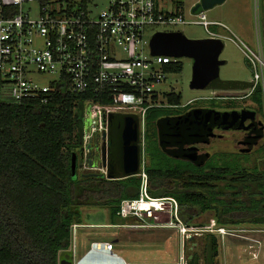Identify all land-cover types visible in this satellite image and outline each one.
<instances>
[{"label": "built area", "instance_id": "2783aa9c", "mask_svg": "<svg viewBox=\"0 0 264 264\" xmlns=\"http://www.w3.org/2000/svg\"><path fill=\"white\" fill-rule=\"evenodd\" d=\"M162 0H107L100 8L95 0H0V105L20 104L40 99L52 100L66 90L85 101L83 140L79 152H101L107 140L109 112L135 113L140 120V144L147 134L146 114L152 108L177 107L170 104L161 85L168 79L177 57L153 54L151 41L162 26L201 24L213 37L206 12L189 20L180 7L169 9ZM233 40L244 52L252 70V85L242 95L217 96L218 99H244L261 85L264 90V56L257 34L258 52ZM45 78L40 82L38 78ZM247 91V92H245ZM192 100L188 102L190 104ZM187 104V105H188ZM133 109L126 110L123 109ZM90 109V111H89ZM84 152H87L84 155ZM142 157L141 187L137 198L123 199L116 211L117 226L131 229H172L179 236L178 255L172 264H189L196 236L214 234L220 245L227 237L248 241L251 259L258 261L263 241L247 228L218 224L216 218L204 228L189 226L181 216L179 201L173 196L154 197L148 191V175ZM89 171L106 167L86 166ZM168 215V221L163 216ZM79 224H73L75 230ZM255 233L263 229L252 230ZM252 232V233H254ZM112 251L113 244L105 243ZM247 244V245H248ZM126 264V263H125Z\"/></svg>", "mask_w": 264, "mask_h": 264}, {"label": "trees", "instance_id": "16d2710c", "mask_svg": "<svg viewBox=\"0 0 264 264\" xmlns=\"http://www.w3.org/2000/svg\"><path fill=\"white\" fill-rule=\"evenodd\" d=\"M171 69L182 72L183 64L176 62ZM258 91L259 86L253 97L260 102ZM87 98L63 90L48 103L35 99L0 105V264H60L72 259V226L81 224L74 207L108 206L112 219L118 220L121 201L139 196L141 178L136 175L113 180L77 172L73 178L72 154H81ZM181 98L173 92L167 95L174 105ZM160 109L146 114L149 193L175 197L188 225L213 210L220 225L264 226V170L250 173L224 159L220 164L217 153L199 164L161 152L153 141L156 123L170 115L158 116ZM203 239V257L194 248L189 264H199L201 258L205 264H218L219 238L205 234Z\"/></svg>", "mask_w": 264, "mask_h": 264}, {"label": "rangeland", "instance_id": "374dc122", "mask_svg": "<svg viewBox=\"0 0 264 264\" xmlns=\"http://www.w3.org/2000/svg\"><path fill=\"white\" fill-rule=\"evenodd\" d=\"M170 3L169 9L175 7L182 8L184 15L189 20L198 19L191 15L192 7L199 0H162ZM100 8L106 6L107 0H95ZM207 20L210 22H220L222 26L211 25L210 31H218L228 37H233L238 43L247 44L252 50L258 52L257 34L261 37L263 56H264V0H226L223 4L205 10ZM225 27H224V26ZM227 27V28H226ZM156 30L164 33L180 32L190 40H207L210 37L209 32L201 24H181L177 26H162ZM223 49L219 56L222 61L220 65V78L222 80H242L251 82L253 79V70L244 54V52L231 39H222ZM178 61L183 64V71L172 73L168 79L161 85L165 91H173L181 94L182 98L177 107L161 108L158 116H176L182 114L192 107H209L214 109H223L228 106L235 108L248 107L257 111L258 116L264 123V90L262 83L259 86L260 102L254 100V94L244 99H218L217 96L242 95L244 92L239 90L209 89L195 86L194 81V62L195 57L181 56ZM38 78V77H37ZM40 82L45 78H38ZM247 92V91H245ZM193 101L188 104L189 101ZM188 104V105H187ZM126 110H133L124 108ZM90 111V109H89ZM158 118V117H157ZM231 134H226V138L220 141V148L225 152H212L219 154L216 159L220 164L222 160L235 161L238 168L245 169L250 173L262 172L264 170V150L252 152H240L234 150L231 142ZM150 140L145 137L142 141L144 152L143 158L146 165L150 162L147 149ZM232 145V146H231ZM78 153V152H77ZM87 152H84V155ZM82 154V152H81ZM78 157V175L89 172L86 166L92 159L95 152L88 156ZM79 213L81 224L73 231L72 259L79 260L91 248L93 241H115L120 239V244L115 246L117 251L119 247L129 249L134 258L128 259V255L119 252L131 260L134 264H161L164 262H173L178 255L179 236L172 229H139L131 230L117 226L120 220L112 219L108 206L88 205L73 208ZM215 218L214 211L210 210L196 216L189 224L204 223V227L209 226V222ZM164 221H168V215L163 216ZM231 228H247L251 230V235L256 234L263 241V249L258 261L251 259V254L244 252L245 248L252 250L248 241L239 238L227 237L224 243L220 245V255L217 259L218 264H264V235L262 232L255 233L254 229H263V225L254 223H241L227 225ZM254 232V233H252ZM258 234V235H257ZM205 235V234H204ZM204 235L196 236L194 248H197L199 254L203 257ZM260 235V236H261ZM248 244V245H247ZM194 250V249H193ZM190 250V251H193ZM199 264H205L201 258Z\"/></svg>", "mask_w": 264, "mask_h": 264}, {"label": "water", "instance_id": "95a60500", "mask_svg": "<svg viewBox=\"0 0 264 264\" xmlns=\"http://www.w3.org/2000/svg\"><path fill=\"white\" fill-rule=\"evenodd\" d=\"M226 0H199L191 9L192 13L198 14L202 11L211 9L216 5L223 4ZM169 36H178L183 39L182 49L174 48L164 42V38ZM190 40L180 32L158 33L151 41L153 54H167L173 57L193 56L194 62V81L195 86L209 89L222 90H239L247 89L252 85L251 82L242 80H222L220 78V53L223 49V44L220 40ZM191 45H195L203 49L200 54L192 53L189 50ZM185 46L188 48H185ZM193 118L192 125L195 129H200L204 125L209 124L210 131L217 124L223 125L225 129H231L237 123L239 128L248 118L254 120L256 111L248 109H233V110H218L209 107H199L190 110L187 114L177 117H162L157 124L161 132L163 131L162 123L170 120L183 121L187 118ZM108 132L104 134L107 140L104 139L101 145L100 154H96L89 165L98 166V161L101 157L102 166L106 167L107 175L101 171H87L85 175L101 176L107 179H122L129 176H134L140 172L142 161V148L140 144V120L135 113L109 112L107 115ZM183 157L191 161L201 160L204 163L209 154L199 156L196 153L178 152ZM71 169L73 178L77 177L78 170V155L72 154ZM196 244V243H195ZM192 257V256H191ZM190 257V258H191ZM60 264H125L122 257L116 255L104 242H93L91 248L79 260L64 258Z\"/></svg>", "mask_w": 264, "mask_h": 264}, {"label": "flooded vegetation", "instance_id": "af4514ba", "mask_svg": "<svg viewBox=\"0 0 264 264\" xmlns=\"http://www.w3.org/2000/svg\"><path fill=\"white\" fill-rule=\"evenodd\" d=\"M163 40L165 43H168L174 48L182 49L183 47V39L179 38L178 36H169ZM199 47L200 48L196 47L195 45H191L189 50H191L192 53L200 54V51L203 49V47L201 45ZM185 48L187 47L185 46ZM195 108L199 107H192L182 114L169 116L167 119H171L170 117L185 115L190 110ZM191 122H193L192 117L183 121H165L162 123V132L156 123L157 137L153 140L156 144V147L161 152H167L168 154L171 153L176 158H186L180 155L178 152H190L193 154L196 153L199 156H205L209 154V157L205 161L207 162L214 155L212 152H225L222 150V148H220V141L224 140L226 138V134L230 133V144L233 145L234 150H239L240 152H262L264 150V123L262 119L259 118L257 111L255 119L251 120L248 118L243 124H241L240 128L239 123H237V125L231 129H225L223 125L217 124L210 131L211 127H209V124L204 125L200 129H195ZM91 153L92 152H89L88 155ZM96 154H100V152H95L94 156ZM82 155L83 153L81 156ZM100 162L101 157L98 163ZM195 162L199 164L205 163H201V160H196Z\"/></svg>", "mask_w": 264, "mask_h": 264}, {"label": "crops", "instance_id": "0c3cea01", "mask_svg": "<svg viewBox=\"0 0 264 264\" xmlns=\"http://www.w3.org/2000/svg\"><path fill=\"white\" fill-rule=\"evenodd\" d=\"M219 26V25H218ZM224 26V25H223ZM225 27V26H224ZM227 28V27H226ZM210 30V29H209ZM211 32H215V33H218V34H220L221 35V37H213L210 33V37L207 39V40H212L211 42L213 43V44H215L216 42L215 41H217V40H220L221 42H222V44H223V41H222V39H229V38H233V37H228V36H226V35H223V34H221V33H219L218 31H211ZM233 41V40H232ZM234 42V41H233ZM237 45V44H236ZM238 46V45H237ZM221 54V53H220ZM242 90H245V89H239V91H242ZM173 93H175V92H173ZM233 109H238V108H235V107H233V106H228L227 108H224V110H233ZM241 109H248V110H252V111H255L254 109H252V108H248V107H242V108H240V109H238V110H241ZM221 111L223 110V109H220ZM118 220H120V218H118ZM121 222V220L118 222V223H120ZM151 230H157V229H151ZM93 242H104V243H106V242H110V243H112L113 244V247H112V251L116 254V255H118V256H120V257H122L123 259H124V261H125V263L126 264H134V262L133 261H131V260H128V259H130V257L131 258H134V255L132 254V252L129 250V249H126V248H124V247H119L118 248V250L116 251L115 250V246H117V244H120V239L118 238V239H116L115 241H93ZM119 252H123V253H125V255H128V259H126V257L124 256V255H122L121 253H119ZM177 258V257H176ZM176 258L173 260V262H164V263H161V264H172V263H174L175 262V260H176Z\"/></svg>", "mask_w": 264, "mask_h": 264}]
</instances>
